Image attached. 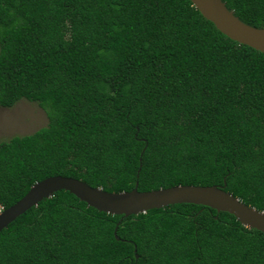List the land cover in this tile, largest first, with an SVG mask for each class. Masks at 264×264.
Listing matches in <instances>:
<instances>
[{
  "label": "trees",
  "instance_id": "1",
  "mask_svg": "<svg viewBox=\"0 0 264 264\" xmlns=\"http://www.w3.org/2000/svg\"><path fill=\"white\" fill-rule=\"evenodd\" d=\"M222 1L264 28V0ZM22 99L48 124L0 142L4 209L64 176L225 185L264 212V53L190 0H0V107ZM0 264H264V233L204 206L123 217L59 191L0 232Z\"/></svg>",
  "mask_w": 264,
  "mask_h": 264
},
{
  "label": "water",
  "instance_id": "2",
  "mask_svg": "<svg viewBox=\"0 0 264 264\" xmlns=\"http://www.w3.org/2000/svg\"><path fill=\"white\" fill-rule=\"evenodd\" d=\"M192 5L223 35L241 45L264 53V28L243 23L222 0H190ZM139 172V171H138ZM220 186L182 185L152 191L111 193L70 177L51 176L35 183L28 193L0 213V232L27 210L59 191H67L99 212L129 217L178 204H192L228 213L244 227L264 233V212L250 207ZM116 235V231H115Z\"/></svg>",
  "mask_w": 264,
  "mask_h": 264
},
{
  "label": "rangeland",
  "instance_id": "3",
  "mask_svg": "<svg viewBox=\"0 0 264 264\" xmlns=\"http://www.w3.org/2000/svg\"><path fill=\"white\" fill-rule=\"evenodd\" d=\"M48 124L46 113L35 103L19 100L10 108L0 107V142L30 135Z\"/></svg>",
  "mask_w": 264,
  "mask_h": 264
},
{
  "label": "built area",
  "instance_id": "4",
  "mask_svg": "<svg viewBox=\"0 0 264 264\" xmlns=\"http://www.w3.org/2000/svg\"><path fill=\"white\" fill-rule=\"evenodd\" d=\"M4 210V208L2 206H0V213Z\"/></svg>",
  "mask_w": 264,
  "mask_h": 264
},
{
  "label": "clouds",
  "instance_id": "5",
  "mask_svg": "<svg viewBox=\"0 0 264 264\" xmlns=\"http://www.w3.org/2000/svg\"><path fill=\"white\" fill-rule=\"evenodd\" d=\"M4 210H5V209H4ZM4 210H3V211H4Z\"/></svg>",
  "mask_w": 264,
  "mask_h": 264
}]
</instances>
